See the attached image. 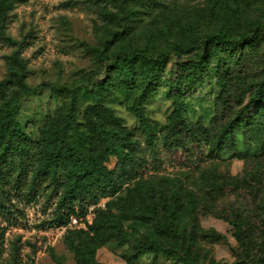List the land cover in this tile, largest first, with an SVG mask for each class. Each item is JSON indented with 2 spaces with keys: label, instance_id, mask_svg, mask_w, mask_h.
I'll return each mask as SVG.
<instances>
[{
  "label": "rangeland",
  "instance_id": "obj_1",
  "mask_svg": "<svg viewBox=\"0 0 264 264\" xmlns=\"http://www.w3.org/2000/svg\"><path fill=\"white\" fill-rule=\"evenodd\" d=\"M85 1L14 0L5 27L0 23V36L17 40L28 36L18 56L23 58L26 79L33 86L47 84L75 90L77 99L71 122L74 130L68 139L86 155L88 149L82 137L84 109L92 103V97L86 92L106 82L111 75L109 64L118 50L130 52L140 48L149 56L165 52L169 67L176 61L199 58L204 53L206 32L223 31L235 37L257 32L255 21L264 27V0L136 4L135 15L131 14L128 19L119 16L117 21L106 23L96 18ZM256 39L251 52L245 48L239 64L231 63L234 68L233 79L227 84L229 107L216 99L218 87L209 80L195 90L177 93L167 87L163 74L143 104L153 129L160 134L175 108L189 122H199L211 133L222 128L247 101L248 92H241V81L246 84L263 77L260 58L264 39L260 31ZM89 46L104 48L105 57L86 55ZM13 52V47L0 40V80L21 74L18 62L10 58ZM138 79L127 93L116 91L103 101L127 129L137 126L131 106L139 91ZM68 102V95L42 87L38 93L21 98L17 119L35 139L51 118L64 117ZM239 134L240 131L236 138L241 150L238 154L222 152L216 160L186 166L184 155L179 151L159 160L157 172L147 162L142 176L145 185L151 184L156 190L177 188L180 193L182 208L172 221L161 207L154 220L139 218L143 214L141 209L150 212L146 202L138 199L140 188L129 192L124 188L115 196L101 198L98 205L106 207L104 203L122 194L111 209L107 230L117 223L123 236L122 242H107L95 250L96 264H264V128L250 129L253 143H243ZM114 160L112 157L107 166L112 167ZM26 187L27 183L17 187L10 184L3 197L4 207L0 208L3 258L8 257L11 245L17 244L18 264H78L72 248L75 240L72 231L88 230L94 216L93 206H88L83 214L74 206L71 213L77 218L76 223L53 225L49 220L55 204L53 200L49 203L44 200L41 192L44 185L39 186L34 197L26 193ZM233 222H240L239 230ZM145 235L167 251L159 252L155 259L152 250L131 258L133 245Z\"/></svg>",
  "mask_w": 264,
  "mask_h": 264
},
{
  "label": "trees",
  "instance_id": "obj_2",
  "mask_svg": "<svg viewBox=\"0 0 264 264\" xmlns=\"http://www.w3.org/2000/svg\"><path fill=\"white\" fill-rule=\"evenodd\" d=\"M176 1L87 0L85 5L96 18L106 23L117 21L119 16L128 19L134 13L133 7L136 4L160 5ZM13 2L14 0H0V23L3 27L10 16ZM254 28L262 33L264 39V27L259 21L254 22ZM257 32L235 37H230L223 31L206 32L203 35L204 53L199 58L176 61L169 67L165 52L149 56L140 48L130 52L118 50L109 64L111 75L106 82L89 88L86 92L92 97V103L84 109L82 132L88 149L87 155L74 147L68 139L70 131L74 130L71 122L77 99L75 90L67 86L54 87L47 84L33 86L26 79L24 60L18 56L28 36L24 35L17 40L1 35L0 40L14 48L15 52L10 58L18 62L21 74L15 73L0 80V208L4 207L3 197L8 193L7 186L11 184L17 187L22 183H27L26 193L33 197L39 191V186L44 185L41 191L44 200L47 203L53 200L55 204L49 220L53 225L68 223L74 206L81 214L87 211L88 206H93L94 216L88 230L72 231L75 233L72 248L78 264H96L94 253L100 245L111 241L122 242L120 225L113 223L112 229L107 230V224L111 222V209L122 198V194L104 203L106 207L98 205L101 198L115 196L124 188L126 192L140 188L141 198L138 199L146 202L150 210L146 212L141 209L143 214H140V219L154 220L161 207L166 217L170 221L174 220L177 211L182 208L180 193L177 188L166 190L160 187L156 190L151 184L145 185L146 181L142 176L147 162L157 172L160 169L159 160L179 151L184 155L186 166L198 161L216 160L222 152L238 154L241 151L236 142L239 131L243 143H253L249 136L250 129L264 128V50L260 58L262 79L246 84L241 81L243 87L240 90L243 94L248 92L247 101L217 132L211 133L199 122H189L180 109L175 108L170 113L167 126L159 134L145 116L143 104L164 74L167 87L177 93L195 90L209 80L218 87L216 99L229 107L230 89L227 84L233 79L232 64L242 61L245 48L248 47L251 52L256 46ZM86 53L97 59L105 57L104 48L89 46ZM138 77L139 91L131 106L137 126L127 129L120 125L118 117L103 101L116 91L127 93ZM42 87H48L57 94L68 95L69 102L64 117L51 118L41 134L34 139L26 131L25 125H21L17 119L18 105L21 98L38 93ZM238 99L241 100V96ZM253 108L256 109L252 113ZM112 157L115 159L114 163L112 167H108ZM133 202L138 204L136 198H133ZM232 225L240 229V222H233ZM167 232L170 233L171 230L168 229ZM3 234L4 229L1 228L0 264H18L17 244H12L8 257L3 258ZM133 246L134 251L130 255L133 259L146 250L154 251V259L159 252L167 251L146 235Z\"/></svg>",
  "mask_w": 264,
  "mask_h": 264
},
{
  "label": "built area",
  "instance_id": "obj_3",
  "mask_svg": "<svg viewBox=\"0 0 264 264\" xmlns=\"http://www.w3.org/2000/svg\"><path fill=\"white\" fill-rule=\"evenodd\" d=\"M76 222H77V218L71 216V217H70V222H69V224L71 225L72 223H76Z\"/></svg>",
  "mask_w": 264,
  "mask_h": 264
}]
</instances>
